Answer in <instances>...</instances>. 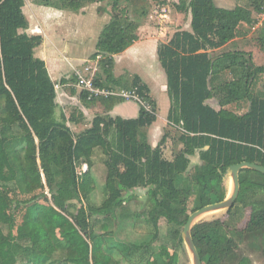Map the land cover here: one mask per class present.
<instances>
[{"label":"trees","instance_id":"16d2710c","mask_svg":"<svg viewBox=\"0 0 264 264\" xmlns=\"http://www.w3.org/2000/svg\"><path fill=\"white\" fill-rule=\"evenodd\" d=\"M101 1L43 3L79 12L86 4ZM141 1L148 5L140 8ZM234 1L245 6L237 5L228 19L214 0L175 4L180 13L191 14L192 21L191 31H177L158 47L171 102L167 127L179 131L180 150L169 160L164 153L168 136L156 147L148 141L147 130L158 119L149 88L138 76L130 85L114 76L115 56L139 40L142 19L131 15L132 8L141 9L139 16L144 17L149 6L162 7L168 0H109L111 20L92 56L94 61L101 56L98 68L103 77L94 79L97 87L137 89L153 113L142 108L136 119L113 117L110 113L123 100H89L83 91V104L102 107L104 114L79 134L68 126L64 113L57 117L56 86L46 63L35 55L43 37L25 32L29 27L25 0H0V248L14 254V264H112L115 246L109 243L110 230L118 210L122 219L126 217L124 194L139 187L148 189L151 239L127 245L125 252H147V264H179L178 247H183L189 217L227 198L225 177L230 166L247 162L264 167V91L256 92L264 66H257L246 51L210 54L247 35L240 27H253L255 15H264V0ZM257 30L264 52V23ZM227 74L231 79L220 82ZM210 100L217 101V110L208 104ZM244 105L248 110L242 113ZM98 151L107 167L106 197L100 206H84L95 191L92 166ZM196 155L201 163L190 175ZM82 164L88 169L79 173ZM239 178L240 192L228 217L201 221L192 229L202 264L233 263L245 237L259 242L254 247L264 255V174L243 169ZM246 210L250 215L239 230L233 222L243 221ZM161 220L170 226L173 248L154 247ZM102 221L105 231L97 233ZM239 264L252 261L244 257Z\"/></svg>","mask_w":264,"mask_h":264},{"label":"rangeland","instance_id":"374dc122","mask_svg":"<svg viewBox=\"0 0 264 264\" xmlns=\"http://www.w3.org/2000/svg\"><path fill=\"white\" fill-rule=\"evenodd\" d=\"M35 1V0H33ZM40 2H43L44 0H36ZM54 1V0H50ZM221 1L222 4L228 5L229 0H219ZM28 3V6L25 8V12L30 18L31 21H34L35 18L30 11L29 7L30 4L32 3L31 0H26ZM228 3V4H227ZM140 8L141 7H146L148 3L145 1L140 2ZM235 5H243L245 6L244 3L242 2H236ZM149 9L146 11L147 15L146 16H139V11H135V8H132V13L133 17L136 19H142L140 22L142 25L145 24H150L151 27H153L152 32L146 33L145 37L146 39H151L153 40L154 44H164L168 43L171 38L173 37L174 31L177 29V26L179 29L183 28H190L189 27V14L185 13L183 16L178 19L177 18V10L175 8V4L171 0V3H169L168 8H166V12H162L161 8L157 6H149ZM146 10V9H145ZM161 14H166L168 15L169 18H166L163 20V28L165 29L164 33L161 34V25L159 23L158 17ZM139 19V20H140ZM264 23V15H255V24L253 27H248L246 25H242L240 29L242 32L246 31V34L244 37L238 38V41H233L232 43H229L227 46H225L222 49L216 50V51H211L210 54L213 57H216L217 55H220L224 52L227 51H233V50H244L247 52H250L253 55V60L257 66H264V52L260 49V45L256 39L257 37V32ZM156 24V25H155ZM70 25V24H69ZM158 30L160 31L158 34ZM23 32V31H22ZM150 36V37H148ZM140 54V59H139V67H135V69H140L142 71H150L149 68L150 66H154L153 64L156 62V65L159 66L160 69L162 67L160 66V63L158 59L155 58L151 53L149 52H142ZM116 66H115V71L116 73L120 74V77H122L126 82L131 84L133 80V75H131L127 68H131L130 64L127 63V60L117 57L116 56ZM91 63V62H90ZM98 66V65H97ZM82 67V66H81ZM81 68V70H83ZM153 71V70H152ZM150 71V72H152ZM93 79L95 78H102L103 73L100 71L99 68L95 69V73L92 75ZM76 79L74 76L71 77V79ZM231 79V76L229 74L224 75L220 82H223L225 80ZM76 84V81L73 82ZM79 89V88H78ZM130 89V88H129ZM126 89V90H129ZM160 91L155 92V99L152 97V100L156 103V108H157V113L159 118V122L162 123L164 122L166 116L165 111L167 109V104L169 103V98L168 95L163 92H161L162 87L159 88ZM81 91V89H79ZM264 91V75L260 76L257 86H256V92H262ZM158 102V103H157ZM208 104L217 107V101L216 100H210L208 101ZM101 108V109H100ZM218 108V107H217ZM100 112L103 113V108L98 107ZM103 110V111H102ZM159 110V112H158ZM248 110V105L243 106L242 113L247 112ZM63 113L61 110L58 111L57 117ZM167 113V112H166ZM70 114H76L75 110H70ZM98 114V113H97ZM94 118V115L92 114V119ZM70 128L73 129L74 133H78L80 130L73 128L70 126ZM148 134V141L149 143L153 146L156 147L162 140L164 136H168L167 143L164 147V153L165 157L169 160L173 159L174 156L179 152L180 150V144L178 141L179 138V131L176 130L175 128L171 127H164L160 125H153L152 127L148 128L147 130ZM201 161L199 160V156L196 155L191 158V165L189 168V173L192 175L194 173V168L196 165L200 164ZM88 166L86 164H82L78 166V172L83 173L84 171H87ZM92 174L94 175L96 179V187L95 191L91 195L90 202H83L84 206H87V204H93L96 206H100L103 201L105 200L106 193L104 190V185L107 179V167L105 165V156L98 151L94 157L93 160V166H92ZM225 184L228 189V196L232 193L233 191V181L231 176L228 174L225 177ZM147 188L139 187L135 190H132L131 192L125 193L124 194V206L126 210V217L125 219H122L121 213L118 210L117 215L118 219L114 221V225L110 231H113V235L111 236L110 244L115 246L114 250V258L112 264H147V260L149 258V254L145 251H140L136 253H130V252H125V247L127 245H132L135 243H141L146 240L150 241L151 237L149 234L151 233V230L148 226V223L146 221V214L150 209V203L149 199L147 196ZM227 196V197H228ZM78 207L81 206V204L76 203ZM125 214V213H124ZM250 215V211L246 210L244 213V218L243 221L240 220V218H237L233 224L237 225V229H243L247 223L248 217ZM134 217V218H132ZM227 212L226 211H218V212H213V213H208L204 217H200L196 220V222H201V221H213L216 219H226ZM97 220H103V216H98ZM22 219L21 217L18 218V225H21ZM105 223V221H102V224H99L98 227L96 228L97 233H102L105 230L102 229V225ZM170 226L167 224L165 220L160 221V233L158 235L157 241L154 243V247L156 250L159 248H173L175 241L171 237L169 233ZM17 239H14V243ZM259 243V242H258ZM255 243V244H258ZM253 244V240L245 237L239 242V249L237 251L238 259L235 260L233 263L230 264H239V261L246 257L250 258L252 261V264H264V255H263V250L262 249H256ZM178 254H179V264H193L192 261V255L189 252L187 246L183 244V247H178ZM171 252L173 250L171 249ZM0 256L2 259V264H14V254L12 252H9L6 250V248H0Z\"/></svg>","mask_w":264,"mask_h":264},{"label":"crops","instance_id":"0c3cea01","mask_svg":"<svg viewBox=\"0 0 264 264\" xmlns=\"http://www.w3.org/2000/svg\"><path fill=\"white\" fill-rule=\"evenodd\" d=\"M31 1L32 3L30 4L29 9L32 12L35 20L31 21L26 14L25 8L28 6V3L25 0V7L23 11L29 22L28 30L25 32L30 36L37 35L43 37V44L35 50V55L37 58L43 60L46 63L53 83L55 86H58L56 88V103L58 106L57 113L61 110L67 119H69L67 123L68 126L79 129L80 131L76 133L79 134L91 128L93 119L99 114H104V112H100L98 109L99 106L95 105L93 107H88L83 104V102L80 100L82 91L76 87V84L73 83L74 78L71 79V77H75V70L81 69L83 66L92 64L95 66L98 65L97 62L92 60V56L96 53L98 41L103 29L111 20L110 2L109 0H102L99 3H89L80 9L79 12H72L59 9V7L56 8L54 5V7L45 6L43 2L39 3V1L36 0ZM172 1L174 4L179 2V0ZM229 1V4L227 3L228 5H225L222 4L221 1L215 0L216 5L224 10V18L226 19H228V13L233 12L236 8L235 1ZM169 3H171V0H168L167 5L159 7L163 13L166 12V8H168ZM176 12L177 18L180 19L183 16V13H180L179 11ZM165 17L169 18L166 14H161L158 17L161 27L163 26V20ZM191 21L192 16L189 14L190 28L179 29L177 26V29L174 31V33L180 30L191 31ZM152 29L153 27H151L150 24L142 25L138 32L139 40L132 47L117 57L127 60V63L131 66V68H127L128 72L134 77L138 76L141 81L149 88L150 94L155 99V101H157L155 98V92L158 90L160 91L159 88L162 87L161 92L168 95L167 77L164 69H160L159 66L156 65V62L153 64L154 66H150L149 68L150 71L153 70L152 72L142 71L140 69H135L134 67H139L138 61L141 58L139 53L145 51L151 53L159 61V45L154 44L152 38L146 39L147 37H145L146 33L152 32ZM161 30V34H163L165 29L162 27ZM159 32L160 31L158 30V34ZM238 40L239 39H236L234 41ZM114 76L117 79L122 78L120 77V74L116 73L115 67ZM118 89L121 88H115V90ZM133 107H136V114L134 115H132ZM170 107L171 102L169 99L167 109L164 113L166 114V116H164V122L160 123V117L157 115L158 119L155 125L158 124L164 127L168 126V114ZM217 107L214 108L217 110ZM70 110H75L76 114L69 115ZM139 112L140 111L137 109L135 104L122 102L114 108L110 115L124 119H136L139 115ZM92 114L94 115L93 119Z\"/></svg>","mask_w":264,"mask_h":264},{"label":"water","instance_id":"95a60500","mask_svg":"<svg viewBox=\"0 0 264 264\" xmlns=\"http://www.w3.org/2000/svg\"><path fill=\"white\" fill-rule=\"evenodd\" d=\"M214 2H215V0H214ZM129 103H131V102H129ZM133 104H135V103H133ZM135 106H137V109L140 111L139 106L137 104H135ZM135 112H136V107H133L132 108V113H133L132 115L136 114ZM243 169H250V170H254V171H257V172L264 174V167L259 166L257 164H251V163L244 162V163L234 164V165L230 166L228 174L231 176L232 181H233L234 187H233L232 193L224 201L216 203V204L208 205V206L194 212L189 217V220L184 227L182 238H183L184 244L187 246L189 252L192 255L193 264H202L200 255L198 253V250L196 248V245H195L193 237H192V229L198 223V222H196V220L198 218L202 217L203 215L208 214V213H213V212H218V211L228 212L230 209H232L234 207V205L237 201L239 192H240L239 175Z\"/></svg>","mask_w":264,"mask_h":264},{"label":"built area","instance_id":"2783aa9c","mask_svg":"<svg viewBox=\"0 0 264 264\" xmlns=\"http://www.w3.org/2000/svg\"><path fill=\"white\" fill-rule=\"evenodd\" d=\"M101 56L97 58L95 62L98 63ZM93 65V66H92ZM87 65L83 70L78 69L75 70V78H76V87L81 89V91H86L89 93V100L92 98H119L123 100V102H131L135 103L139 106L140 109H145L147 112L153 113L152 106L145 100L144 97L141 96L137 89H106L97 87L94 84L93 74L95 73V69L97 66L94 64ZM58 86H56L57 88Z\"/></svg>","mask_w":264,"mask_h":264},{"label":"bare ground","instance_id":"6f19581e","mask_svg":"<svg viewBox=\"0 0 264 264\" xmlns=\"http://www.w3.org/2000/svg\"><path fill=\"white\" fill-rule=\"evenodd\" d=\"M205 215H206V214H205ZM205 215H203V217H204Z\"/></svg>","mask_w":264,"mask_h":264}]
</instances>
